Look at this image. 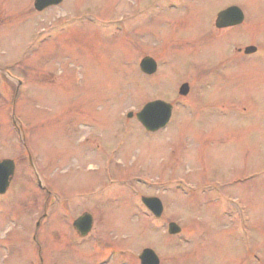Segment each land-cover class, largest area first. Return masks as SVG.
Here are the masks:
<instances>
[{
  "label": "rangeland",
  "instance_id": "1",
  "mask_svg": "<svg viewBox=\"0 0 264 264\" xmlns=\"http://www.w3.org/2000/svg\"><path fill=\"white\" fill-rule=\"evenodd\" d=\"M167 1L63 0L40 12L34 0H0V157L17 162L9 191L0 196V226L26 238L18 259L4 260L6 253L0 252V263L99 264L107 258L109 264H139L144 248L153 249L162 264H197L201 259L210 264L222 262L228 247L223 225L212 230L209 225H219L223 218L206 215L208 209L211 213L220 210L219 203L208 205L207 198L215 197L221 188L214 189L219 184L210 180L220 179L226 193L230 178L238 173L258 169L264 177V72L254 75L240 70L237 81L228 75L224 81L216 76L210 89L195 83L185 100H179L178 81H196V73L208 68L207 62L196 61L204 55L199 51L211 36H224L213 21L224 0ZM238 3L247 16L240 36L264 40V0ZM206 48L210 49L209 67L221 60L216 71H225L222 59L232 58L230 47L227 52H213L210 45ZM147 55L164 63L152 76L140 70V61ZM156 99L180 106L165 129L149 133L135 118L128 119L127 113H136ZM197 102V109H191ZM210 102H224L230 111H236V104L249 112L259 110L254 117L260 131L249 130L235 117L226 121L207 117L201 106ZM214 121L225 123L229 130L209 132ZM235 125L242 131L245 151L237 148L235 137H226L236 135L231 130ZM120 130L129 135V140L128 136L121 139L131 142L130 146L124 154L113 151L107 157L110 146L105 141ZM223 137L226 142L221 141ZM32 166L46 184H57L69 194L67 221L61 218L62 206L52 209L48 205L52 200L37 185ZM248 166L251 169H245ZM138 177L152 186L166 183L159 185L160 192L141 184L134 189L136 194L158 192L168 205L170 219L184 228L187 240L174 242L135 209L130 218L122 216L120 209L129 200V179L137 182ZM178 180L181 183L176 184ZM170 187H174L172 192ZM231 188H236L231 190L235 197L240 189L249 191L244 184ZM263 191L255 192L262 199H257L261 213ZM83 193L108 204L99 211L90 203L78 208ZM242 197L248 200L249 194L242 193ZM253 201L249 200L250 207L258 209ZM231 208L238 209L237 202ZM84 210L92 211L104 235L129 246L127 256L112 261L111 253L100 250L94 239L98 232L77 244L71 223ZM35 233L42 250L38 255L37 246L32 245ZM262 233L264 240V221Z\"/></svg>",
  "mask_w": 264,
  "mask_h": 264
},
{
  "label": "flooded vegetation",
  "instance_id": "2",
  "mask_svg": "<svg viewBox=\"0 0 264 264\" xmlns=\"http://www.w3.org/2000/svg\"><path fill=\"white\" fill-rule=\"evenodd\" d=\"M191 1H193V0H191ZM194 1H196V0H194ZM171 2H173V1H171V0L167 1L168 4ZM51 7H48L46 9H44L43 11H45ZM226 10H228L229 12L227 13V17L225 19V22L229 23L230 25H227L223 28L216 27V22H217L219 14L223 11H226ZM239 18H241L240 19L241 21H239V23L232 24V22H236L237 20H239ZM213 21L215 22L216 29L218 31L224 32V36H211L209 39L210 42H207L206 44H204L205 49H203V47H202V49L199 51V52L203 51L204 55L200 56L198 59H196V61L197 62H204V61L207 62L205 65L208 68L205 71H203L201 74H199L198 72L196 73L197 77L195 79H196V81L199 80L200 82H198V81L196 82L192 79H186L184 81H178V83H181L180 85L176 86V87H178L179 100H185V98L189 95V93L191 91V87L195 86L194 85L195 83H196V85H200V86H203L207 89H210L212 83H214V81L216 80L214 78L216 76H219L220 80L224 81V79H226V75H228L230 77V79L233 77V81H235L236 79H238V76L241 73L240 70H243V71L247 70L251 74H254V75L258 74L259 72H261V73L264 72V70H263L264 69V65H263V63H264V40H261L259 36H250L248 38H246V36H240L241 27L244 23H246L247 16H246L244 10L242 9V7L240 6V4L238 3V0H224L221 7L216 11L215 16L213 17ZM201 45H198L196 47H199ZM209 45L212 48L213 52H214L213 49H215V52L216 51H223V50L227 52V48L230 47V51H231L230 54H232V58L222 59L224 62L225 71L222 70L221 73H219V71H216V69L219 68L218 65L221 63V60L219 62H217V60L214 61V62H216L215 64H217V65L216 66L211 65V67H209L210 66L209 65L210 60L208 58H209V54H210V49L206 48ZM207 50H209V52H206ZM155 61L157 62L156 71L152 74L143 73L144 75H146V76L154 75L158 71V68L162 64H164L163 62L158 63V61L156 59H155ZM162 67H163V65H162ZM228 69H230V70L228 71ZM215 72H217L219 74H216ZM188 77H190V76H188ZM220 80H218V81H220ZM175 84H177V82ZM184 84L189 85V91H188L187 95H180V88ZM156 100H158V99H156ZM160 100H162V99H160ZM152 101H154V100H152ZM211 101H213V100H211ZM149 102H151V101H148L147 103H149ZM166 102H168V101H166ZM168 103H170L172 105L171 117H170L168 123L164 127L160 128L156 131L147 130L138 121V119L136 117V113H134L130 117L127 114V118L128 119L135 118L141 124V126L149 133L159 132L160 130L165 129L168 126L171 119L174 118L175 111L180 106L179 103H176V102H168ZM199 105H200V103L197 102L196 106L194 105L193 107H191V109H197V107ZM226 105L227 104H225L224 102H222V103L210 102V103L203 104L201 106V108L203 110L202 114L207 115V117L212 116L214 118L215 117L224 118V121H226V119H228V118L231 119V118L235 117V119L238 120L237 122L239 124L241 123L242 125L248 127L249 130H256L257 133L260 131V129L258 128V125L256 123L258 120L254 117V114L258 113L259 110L253 109L252 112H249V110L246 106H241V105L236 104L234 106L235 108H237L236 111H230V109L226 108ZM245 111H246V114H240L239 115V113H245ZM249 115H251L252 117H249ZM87 126H90L89 123L87 124ZM225 126H226V124L225 123L221 124V121L219 123H216V125L211 124V131L209 130V132H213V130L214 131L229 130V129H225L224 128ZM237 126L240 127L239 125H235V127L233 129H231V130L236 132V135L228 134L226 137H228V136L229 137L230 136L235 137L236 138L235 141L238 143L237 148H241L245 151L246 149L243 146H241V140L242 139H240V138L242 137V134H241L242 131H240V128L239 129L236 128ZM227 127H229V125ZM125 133L126 132L122 131V130H120L119 133H118V131H116V133L114 135H112L110 140L105 141L106 145L110 146V148L108 150L107 157H109L111 155L110 153L113 151L115 153H117L118 156H119L120 152L124 154L126 151V148H127L126 146H128V148H129L131 142L129 144H127L128 140H129V135H127ZM260 135H262V134L260 133L257 136H260ZM123 136H128V140L127 141L122 140L121 138ZM263 136H264V133H263ZM226 137L225 138L223 137V139L221 138V141L226 142L227 141ZM101 139L102 140L105 139V135ZM256 148L257 147L249 148L248 150L253 151ZM215 152L216 151H214V154L212 156L210 154V157H212V158L215 157ZM234 153H237V152L235 151ZM25 154H26L25 156H26L27 160L29 161V163L34 164L31 155H29V153H25ZM21 155L23 158H25L24 154H21ZM107 157H106V159H107ZM0 158H1L0 161L4 160V159H10V160L14 161V173H13V176L10 180V184H9L8 188L6 189V191L4 193L0 194V196L3 197V195L7 194V192L9 191V189L11 187L10 185L12 184L11 182H13V180H14L17 162L14 158H9V157L6 158V156L0 157ZM248 168H250V167L248 166L245 169H248ZM260 169L262 170V167ZM33 170L35 172V178L37 181V185L40 187L42 193L46 194L48 200H52L51 203L49 201L48 205H50L52 207V209L55 205H56V209L58 207L62 206V209H64V213L62 214L61 218L66 220L67 218L65 216V212H67V210H69V204H68L69 194H67L65 192V190L60 189L57 184H50V183L46 184L43 181V179L40 178V176L38 175L36 167H35V169L33 167ZM252 172H254L253 175L243 177L244 175L252 173ZM261 173L262 172L259 171L258 169H254L253 171H250V172L244 173V174L238 173L236 176L231 177L230 178L231 180L229 182L226 181V183L228 182V184H227L228 190H226V193L223 190L221 182H219L220 179L214 178V179L210 180V184H215V183L219 184V185H213L212 187L214 189H217V188H221V189L215 195V197H211V198L208 197L207 202H208V205L212 204V206L219 203L220 210H212V213H211V212H209V209H208L206 215H208V217L209 216H219V217H222L223 220H221V223L219 225L212 223L209 225V227L212 230V229H214V226H216V227L219 226V228H220V226L223 225V228H224V236L223 237H224V239L227 240V243H228V247H226V250H225V257L223 258L222 262H218L219 264H264V240H262V235H263L262 223L264 221V213H261V209L259 208V202L257 200V199H261V198L258 197L259 194H255L257 189L261 188V190L263 191L262 186H264V177L259 176V174H261ZM0 174L2 176H5V170L0 169ZM129 180H130V188L128 190V195L126 196L129 200L127 201L126 206L123 207L122 209H120V211L122 212V216H123V214H126V215L128 214L127 218H130L129 215H130L131 210L135 209V210L141 212L143 214V216L145 218H147L148 224L151 223L155 226L154 229L161 230V228H163L162 230L164 231V235L165 236H166V234L169 235L171 238H173L174 242L180 243L183 239L187 240L186 237L184 236V234L186 235L187 233H183L184 228H182V226L178 225L176 223V221H173L172 219H170V217L168 215V208H167L168 205L165 204L164 198L160 197L158 192L154 193V194H143V193H141V194L137 193L136 194V192H135L136 189H134L135 184H137V185L141 184L144 186V188L149 187L148 189H150V190L158 189V191L160 192L161 187H159V185H164L166 183L159 182V183H155V186H152L150 184V182H148L146 179H143L140 177L137 178V180H138L137 182H135V179H129ZM141 180L143 182H140ZM175 183L178 184L181 182L178 180ZM242 184H244L246 187H248L249 191L240 189L241 190L240 194L237 197H235L236 196V195H234L235 193L233 194L231 192V190H233L235 192L236 188H231V187L232 186L234 187L236 185H242ZM173 189H174V187H170V192H172ZM221 190H222V192H221ZM163 191L167 192V189H163ZM242 193L249 194V199L248 200L244 199L242 197ZM83 194L85 196H84V198H82L79 201L80 205L78 206V208L82 207L83 205H86L87 203H90V204L94 205V207L99 211V209L102 207V205L108 204V202L102 204L101 199H98V198L93 199L95 196H93L91 193L90 194L89 193H83ZM58 198H61V200H59ZM57 200L59 201V203L56 204ZM119 200L120 199H115L113 202H116ZM249 200H254L253 202L258 205V209H255L254 207L251 208L249 205ZM236 202H237L239 208L238 209H232L231 206L236 205ZM54 213L57 214V212H54ZM84 214H90L91 215L92 224H93L92 230L90 231V233L86 237H82L78 233V230L75 227V221L79 217L83 216ZM57 216H59V215L57 214ZM95 218H96L95 215H93L92 211H90V210H84V211L78 212V214L73 217L71 226H72L73 232L75 233V238L73 237V239L77 240V244L84 243V242L90 240L93 236V233L98 232V234L94 236V239L96 241H98V245H100V247H101L100 250L109 251L111 253L110 255L112 257V261H115V259L121 260L123 257L127 256L126 253L129 252V249H128L129 246L121 245L119 243H115L116 240L109 239L107 237V235H104L101 231L102 227L100 228V224L97 222L98 220ZM201 221H203V220H201ZM171 223H175L180 228L179 233L171 234L169 232ZM66 225H67V227H65V228L67 229V233H69L70 225L69 224H66ZM38 226H39V224L37 225V227ZM118 229H119V226H118ZM1 232H3L4 234H1ZM67 233H65V235ZM99 234H102L101 239H99L100 238ZM52 237H53V234H52ZM103 237L105 238V240H103ZM198 237L200 239H203L202 235H200ZM217 237H218V235L214 234L213 238H214L215 242L217 241ZM24 239H26V238H24L20 232H17L15 230L6 231L3 226H0V252L6 253L4 260L10 259L12 261L11 258H17L18 259V257H20L22 255V248H23L22 247V241H24ZM159 242L163 243V239H161V241H159ZM210 242H211V239H210V237H208V243H210ZM33 244L35 246H37L36 253L38 255V252H39V250H41V248L38 245L39 243L37 240L36 233L32 237V245ZM27 248L28 247H26V250H27ZM144 249H146V248H144ZM143 250H142V252H143ZM32 252H33V248H32ZM41 252H42V250H41ZM140 254H139V256H140ZM34 256H36V254ZM39 259H43L42 255H39ZM205 259H207V258H205ZM4 260H2V258H1V262H4ZM107 260L108 259L105 258L104 262L99 263V264H109V261H107ZM0 264H2V263H0ZM30 264H33V263H30ZM94 264H96V263H94ZM115 264H118V262H115ZM139 264H140V262H139ZM160 264H162L161 259H160ZM197 264H210V263L204 262V260L201 259Z\"/></svg>",
  "mask_w": 264,
  "mask_h": 264
},
{
  "label": "water",
  "instance_id": "3",
  "mask_svg": "<svg viewBox=\"0 0 264 264\" xmlns=\"http://www.w3.org/2000/svg\"><path fill=\"white\" fill-rule=\"evenodd\" d=\"M63 0H34V7L38 11L59 5ZM229 11H223L219 14L216 27L223 28L229 23L225 22L227 13ZM239 20L232 22V24L239 23ZM140 69L142 72L152 74L157 69V62L154 58L146 56L140 61ZM189 91V85L184 84L180 88L181 95H187ZM172 113V105L164 100H154L143 106V108L136 114L137 119L142 125L149 131H156L164 127ZM133 112H130L128 116H132ZM0 169L5 170V176L0 174V194L4 193L9 186L10 180L14 173V161L10 159H4L0 161ZM146 200V199H145ZM151 200V199H150ZM75 227L82 236H86L92 228V217L90 214H84L75 221ZM171 234L180 232V228L175 224H170ZM141 264H159L160 260L154 250L146 248L140 255Z\"/></svg>",
  "mask_w": 264,
  "mask_h": 264
}]
</instances>
